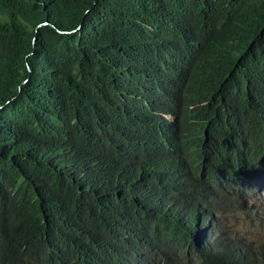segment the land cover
<instances>
[{"label":"trees","instance_id":"trees-1","mask_svg":"<svg viewBox=\"0 0 264 264\" xmlns=\"http://www.w3.org/2000/svg\"><path fill=\"white\" fill-rule=\"evenodd\" d=\"M263 185L264 0H0V264H264Z\"/></svg>","mask_w":264,"mask_h":264},{"label":"rangeland","instance_id":"rangeland-1","mask_svg":"<svg viewBox=\"0 0 264 264\" xmlns=\"http://www.w3.org/2000/svg\"><path fill=\"white\" fill-rule=\"evenodd\" d=\"M247 201L253 206L251 208V219H248V215L241 210H225L230 230L248 237L250 241L264 242V197L258 194L250 196Z\"/></svg>","mask_w":264,"mask_h":264},{"label":"clouds","instance_id":"clouds-1","mask_svg":"<svg viewBox=\"0 0 264 264\" xmlns=\"http://www.w3.org/2000/svg\"><path fill=\"white\" fill-rule=\"evenodd\" d=\"M258 194H261V195H263V197H264V185L261 187V189H259V188H256L254 191H252L251 192V195L252 196H256V195H258ZM250 195V196H251ZM249 196V197H250ZM249 207H253L251 204H249Z\"/></svg>","mask_w":264,"mask_h":264},{"label":"bare ground","instance_id":"bare-ground-1","mask_svg":"<svg viewBox=\"0 0 264 264\" xmlns=\"http://www.w3.org/2000/svg\"><path fill=\"white\" fill-rule=\"evenodd\" d=\"M237 180V179H236Z\"/></svg>","mask_w":264,"mask_h":264}]
</instances>
